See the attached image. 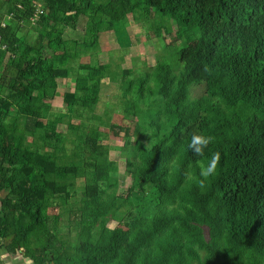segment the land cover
Instances as JSON below:
<instances>
[{"label": "trees", "instance_id": "1", "mask_svg": "<svg viewBox=\"0 0 264 264\" xmlns=\"http://www.w3.org/2000/svg\"><path fill=\"white\" fill-rule=\"evenodd\" d=\"M31 2L43 3L35 21ZM4 3L14 15L0 25V264L19 251L32 264H192L198 250V264H264V0ZM125 11L140 13L152 38L170 35L171 20L186 40L147 70L111 77L125 85L123 134L135 152L125 166L139 199L111 188L107 137L120 129L93 109L116 63L92 46ZM31 22L32 40L19 33ZM81 56L90 61L74 66ZM59 78L74 86L52 114ZM195 85L204 92L190 98ZM194 131L214 137L203 157L189 149ZM214 151L220 164L201 189L197 161Z\"/></svg>", "mask_w": 264, "mask_h": 264}, {"label": "rangeland", "instance_id": "2", "mask_svg": "<svg viewBox=\"0 0 264 264\" xmlns=\"http://www.w3.org/2000/svg\"><path fill=\"white\" fill-rule=\"evenodd\" d=\"M5 0H0V25L3 27L7 25V19L14 14L8 12V7L4 3ZM34 10L33 13L27 14L31 21H35L38 18V12L41 11L43 3L31 2ZM20 7V6H19ZM30 7V6H29ZM25 8V7H24ZM23 9V8H18ZM28 11V10H26ZM126 12V11H125ZM19 13V10L16 11ZM60 15V13H58ZM151 21L158 23V18L151 16ZM125 23L119 22L116 24V31L114 35H105L102 34L98 42L94 43L92 46V52L102 51L107 53V55L114 59L116 64H110L106 73L103 75L101 83L99 84V99L98 102L93 106L94 112L103 113V111H109L110 113V123L117 125L120 129L119 134L110 135L107 137V143L109 144V149L111 151L110 157L117 161V171L110 173V182L111 188L115 190V193L121 196L123 199L126 195L131 192L135 198L139 199L142 193L139 190H129L130 181L132 177L131 170L126 169L125 159L135 155L133 151V141L125 136L124 130L130 125L127 115L125 114L124 108L122 105L126 102V95L123 91L125 85H118L116 80H111L112 76L118 75L123 68H132L139 70H147L149 67L154 65L156 56H161L167 52V47L169 43L175 44H186L185 37L182 32L176 27L174 21H169L168 24L171 29L170 35H165L161 32L159 38H152L149 36L147 25L143 22V18L140 13H125ZM34 23V22H33ZM32 22L25 27H22L20 34H24L27 39H33L35 31L33 29ZM162 29V25L159 24ZM173 33V34H172ZM66 38H79L80 33L71 29H66L64 32ZM112 44L114 48L110 46ZM144 46L150 47V49L145 50ZM112 48L111 50L109 48ZM137 48V49H136ZM132 49V50H131ZM136 49V50H135ZM129 50L133 52L130 57ZM136 51V52H135ZM135 52V53H134ZM123 56L124 60H120ZM17 58V57H16ZM90 58L88 56H81L77 62L73 63L74 66H78L79 63H88ZM58 93L53 98L51 103V113H56L59 111H65L66 106L63 103V95L72 90L74 86V79H62L59 78L56 80ZM204 92V87L202 85H195L190 88L189 96L194 98L200 96ZM50 115V114H48ZM41 116V119L45 118L48 124L54 126L55 119L50 116ZM39 116V114H38ZM37 116V117H38ZM54 116V115H53ZM76 121V120H75ZM74 121V122H75ZM21 126V125H20ZM101 127V126H100ZM102 128V127H101ZM105 131H108V128H103ZM77 191H80L84 184L82 178L74 180ZM4 195V192L0 193V197ZM128 203H126L124 208H127ZM62 220H66V215L62 217ZM116 223H111L110 226H115ZM73 232V228L67 230V227L60 226L61 232ZM70 232V233H71ZM6 255V254H5ZM205 255L203 250L197 251V257L192 258V264H198V260H202ZM21 252H17L15 255L7 254L5 260H12V264H32L28 258L21 257ZM10 264V263H9Z\"/></svg>", "mask_w": 264, "mask_h": 264}, {"label": "clouds", "instance_id": "3", "mask_svg": "<svg viewBox=\"0 0 264 264\" xmlns=\"http://www.w3.org/2000/svg\"><path fill=\"white\" fill-rule=\"evenodd\" d=\"M213 140L214 137L211 135H205L202 132L194 131L191 134L188 146L193 155L203 157L205 155V150L208 149ZM220 161L221 153L219 151L211 152L208 156L207 163L197 161L200 169L199 175L201 177V179L197 181L198 187L201 189L206 187V181L216 173Z\"/></svg>", "mask_w": 264, "mask_h": 264}, {"label": "crops", "instance_id": "4", "mask_svg": "<svg viewBox=\"0 0 264 264\" xmlns=\"http://www.w3.org/2000/svg\"><path fill=\"white\" fill-rule=\"evenodd\" d=\"M110 46L112 47V48H114V46L112 45V44H110ZM111 47L109 48L110 50H111ZM103 52V51H102ZM98 55H100V52H96ZM101 57H102V55H100ZM7 255V254H6ZM6 255L5 254H3L2 256H1V258L2 259H4L5 260V257H6ZM13 260V259H12ZM12 260H8V261H6V264H12L11 262H12Z\"/></svg>", "mask_w": 264, "mask_h": 264}]
</instances>
